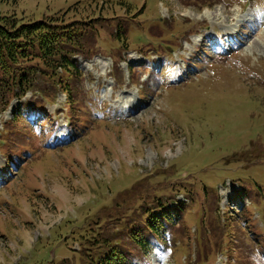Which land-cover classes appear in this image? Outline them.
I'll use <instances>...</instances> for the list:
<instances>
[{
  "label": "rangeland",
  "instance_id": "1",
  "mask_svg": "<svg viewBox=\"0 0 264 264\" xmlns=\"http://www.w3.org/2000/svg\"><path fill=\"white\" fill-rule=\"evenodd\" d=\"M97 1L113 18L101 20L96 31L86 26L81 40L87 49L75 56L79 71L40 73L39 85L48 93L43 100L30 89L0 102V264H60L65 258L87 264L103 239L120 240L118 249L135 264H213L207 254H216L214 264H264L250 237L264 238V161L256 162L253 153L261 148L252 147L264 143V28L244 17L256 14L264 22V0H200L207 2L203 7L198 0H126L136 10L143 7L137 13L108 4L125 0H18L0 11L24 20L51 14L81 20ZM186 16L193 19L184 21ZM194 21L196 35H206L193 43L192 51L198 52L197 43L202 50L190 61L170 50L187 48ZM212 22L229 26L225 34L242 26L222 55L213 43L221 25ZM119 24L123 61L114 52L121 47L114 35ZM148 46L157 51L146 57ZM132 73L138 76L132 79ZM59 81L70 82L75 101L56 90ZM116 100L134 107L120 105L119 112ZM17 112L22 117L16 120ZM175 170V180L190 176L193 185L169 182ZM144 181L151 183L149 192L130 201ZM235 190L248 191L247 210L227 207L238 204ZM169 195L185 203V224L171 227L150 251L138 249L128 235L141 220L137 212Z\"/></svg>",
  "mask_w": 264,
  "mask_h": 264
},
{
  "label": "trees",
  "instance_id": "2",
  "mask_svg": "<svg viewBox=\"0 0 264 264\" xmlns=\"http://www.w3.org/2000/svg\"><path fill=\"white\" fill-rule=\"evenodd\" d=\"M6 2L17 3L18 0H0V6ZM102 3L97 1L96 9L92 10L89 14L90 16L84 19L81 18V20H78L79 18L77 20L65 18L59 14L42 16L40 19L24 20L23 18H19L14 12L9 14L0 11V102L5 97H15L32 88H40L47 96L48 93L39 85L41 80L38 76L47 70L53 71L55 74L59 73V69L66 73L79 71L77 59L74 58V55L83 53L87 49L85 42L81 40L83 34L86 32V26H90L96 31V28L103 24L101 20L113 18V16L109 17L110 15L104 14L105 5ZM108 4L120 5L124 7L125 11H133V13H137L143 9L142 7L140 10H136L126 0L120 3L109 2ZM115 29L116 33L114 35L118 40L121 39V45L123 46L125 31H123L121 24L115 27ZM57 83L60 87H56V90L59 88L63 89L67 92L68 101H75V96L71 95L70 82L69 84L66 81L64 83L61 81ZM263 144L256 143V145L252 146L255 148L258 146L262 150L259 149L258 153L254 156L256 160L258 157L264 159ZM168 171H173V168L170 170L160 169L156 172L165 174ZM173 178L174 180L179 178L176 170ZM179 180H182L184 186L187 184L193 185V182L190 181V176L181 177L178 180L169 182L173 184ZM150 185L151 183L144 181L139 186L133 188L134 192L129 194L132 195L129 200L131 201L137 195H144L149 192L150 188L148 187ZM202 186L200 183V188L196 191L197 197ZM182 189L185 191L184 187ZM204 192L207 196L208 191L205 185ZM129 195L126 194L121 196V198L127 199ZM167 197L169 198L157 197L156 203H151V205L143 204L141 214L137 212L141 216V220L135 221L129 227L128 235L129 239L138 249L143 251L150 250L154 237H163L171 227H175L183 219L181 214L186 211L185 203L174 196L169 195ZM119 200L115 201L118 203ZM196 200L197 198L193 201ZM116 209V206L112 207L110 213H115ZM92 244H95V242L93 241ZM99 244L103 247L98 246V248L102 249L97 253H93L94 256L87 257V264H134L121 249H118L120 248L119 245L114 244L111 239H103ZM250 250L252 252L251 247ZM245 252L248 253L246 249ZM240 253L241 251H239ZM210 256L212 260L215 257L214 254ZM60 264L73 263L65 258Z\"/></svg>",
  "mask_w": 264,
  "mask_h": 264
},
{
  "label": "bare ground",
  "instance_id": "3",
  "mask_svg": "<svg viewBox=\"0 0 264 264\" xmlns=\"http://www.w3.org/2000/svg\"><path fill=\"white\" fill-rule=\"evenodd\" d=\"M239 14H241V13H239ZM244 17H245V15H244ZM240 19H243V18H238V20L240 21ZM239 21H236V25H237V23L239 22ZM219 25H221V27H222V29H223V31H229V26H227V25H225V24H219ZM235 26V25H234ZM233 27V26H232ZM237 27H239V26H237ZM237 27H233V29H236ZM237 30V29H236ZM259 33V32H258ZM257 33V34H258ZM257 34H255L254 35V37H256L257 36ZM262 39V38H261ZM117 101V100H116ZM118 102V101H117ZM118 103H120V102H118ZM130 103V102H129ZM124 104V103H123ZM111 106V105H110ZM132 106H133V104H131L130 103V105L128 104L126 107H127V109H132ZM120 107V106H119ZM123 107V106H122ZM122 107H120V108H122ZM134 107V106H133ZM134 110H136V109H134Z\"/></svg>",
  "mask_w": 264,
  "mask_h": 264
}]
</instances>
